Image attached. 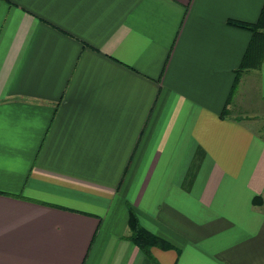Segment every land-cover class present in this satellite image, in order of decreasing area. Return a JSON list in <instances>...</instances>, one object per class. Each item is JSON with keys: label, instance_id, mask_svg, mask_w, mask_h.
<instances>
[{"label": "crops", "instance_id": "obj_1", "mask_svg": "<svg viewBox=\"0 0 264 264\" xmlns=\"http://www.w3.org/2000/svg\"><path fill=\"white\" fill-rule=\"evenodd\" d=\"M263 2L0 0V264H264Z\"/></svg>", "mask_w": 264, "mask_h": 264}, {"label": "trees", "instance_id": "obj_2", "mask_svg": "<svg viewBox=\"0 0 264 264\" xmlns=\"http://www.w3.org/2000/svg\"><path fill=\"white\" fill-rule=\"evenodd\" d=\"M228 24L244 28L250 32V40L239 66L234 70V83L230 91V97L237 86L242 74L251 69L259 68L264 60V2L255 22L227 21ZM225 113V110H224ZM129 233L127 239L134 243L146 255L153 264H158L152 257L150 249L159 247L167 249L172 247L169 243L145 229L139 222L133 209H129L128 218Z\"/></svg>", "mask_w": 264, "mask_h": 264}, {"label": "rangeland", "instance_id": "obj_3", "mask_svg": "<svg viewBox=\"0 0 264 264\" xmlns=\"http://www.w3.org/2000/svg\"><path fill=\"white\" fill-rule=\"evenodd\" d=\"M245 85H247V84H245ZM243 89L244 88H242V90ZM251 123L254 126V128L257 130L258 133L264 135V117L257 118L256 121L254 120Z\"/></svg>", "mask_w": 264, "mask_h": 264}]
</instances>
